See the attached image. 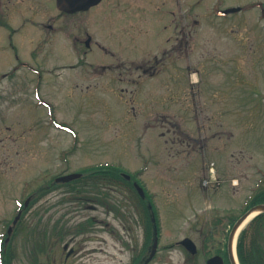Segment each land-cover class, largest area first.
I'll return each mask as SVG.
<instances>
[{
  "label": "rangeland",
  "instance_id": "374dc122",
  "mask_svg": "<svg viewBox=\"0 0 264 264\" xmlns=\"http://www.w3.org/2000/svg\"><path fill=\"white\" fill-rule=\"evenodd\" d=\"M145 1L143 9L100 5L62 16L30 5V83L19 85L24 101L0 125V145H13L0 168V234L28 201L4 243L9 264H129L144 249L138 220L147 214L140 204L138 215L131 188L54 185L60 175L114 165L137 178L160 227L148 264H184L185 237L203 264L202 215L215 206L211 219H236L264 191V0ZM230 7L242 11L216 14ZM171 13L195 22L188 56ZM85 32L100 47L86 50ZM155 58L166 65L148 77ZM34 90L48 107L36 105ZM199 106L207 119L190 113ZM54 117L69 131H58ZM208 166L217 178L210 191L201 184Z\"/></svg>",
  "mask_w": 264,
  "mask_h": 264
},
{
  "label": "flooded vegetation",
  "instance_id": "af4514ba",
  "mask_svg": "<svg viewBox=\"0 0 264 264\" xmlns=\"http://www.w3.org/2000/svg\"><path fill=\"white\" fill-rule=\"evenodd\" d=\"M145 2V0H101L96 6L102 5V7L108 8L128 9L132 5L143 6ZM158 2L178 3L179 0H159ZM182 2L186 3L188 1L182 0ZM30 5L44 8L54 6L56 8L57 4L56 0H0V125L3 124V119H7L10 114L16 113V105H18L21 100V98L19 99L17 90L19 85H28L30 83V22H33L30 20ZM66 5L77 6L85 5V3L70 2ZM58 13V15L61 16L66 15L65 13ZM173 15L174 14L171 13L172 19L174 20L175 17ZM53 17L54 16H50L49 19H53ZM49 19L45 21L48 22ZM179 19L180 32L185 36H188L183 40L184 44L182 48H186L190 33L186 31L184 32V22L187 24L188 18L179 17ZM36 23L45 25V22L43 21ZM47 24L46 27L51 29L52 26L49 23ZM85 35L86 39L82 41V44L89 50L92 44V39L88 33L85 32ZM169 40L170 39L168 38L167 42H169ZM176 42H178V39H176ZM173 46H171V48ZM164 54H166V51ZM158 60L159 59H157L155 66H159ZM133 68H140L144 71L147 70V66L145 65H134ZM4 114H6L7 117L4 116ZM4 127L6 131L10 130L7 125ZM3 141L6 140L0 139V143H3ZM12 146V144L0 145L1 170L3 167H7V163L10 160V156H8L7 153H9ZM108 185H111V183L109 182ZM138 223L139 227L142 228V219H139ZM199 231L198 233L201 234ZM217 234H219V232ZM201 241L200 246L204 249L200 254L204 257L203 264H207L208 259L212 257H220V259H216L213 264H232L230 261L229 246L226 241L219 240L218 236L208 239V241L203 238ZM72 253L73 252H70L67 255V258ZM147 258V251L144 247L138 255L132 258L129 264H147ZM196 259L197 254L187 258L184 261V264H195Z\"/></svg>",
  "mask_w": 264,
  "mask_h": 264
},
{
  "label": "trees",
  "instance_id": "16d2710c",
  "mask_svg": "<svg viewBox=\"0 0 264 264\" xmlns=\"http://www.w3.org/2000/svg\"><path fill=\"white\" fill-rule=\"evenodd\" d=\"M85 176L109 177L113 180H122L121 170L113 166L93 168L83 172ZM264 203V191H259L250 201V206ZM148 213V211H147ZM149 222V221H148ZM146 228V243H149L151 226ZM248 236V237H247ZM248 238V241H247ZM264 238V213L253 219L248 229L241 232L237 243V255L240 264H264V247L261 240Z\"/></svg>",
  "mask_w": 264,
  "mask_h": 264
},
{
  "label": "water",
  "instance_id": "95a60500",
  "mask_svg": "<svg viewBox=\"0 0 264 264\" xmlns=\"http://www.w3.org/2000/svg\"><path fill=\"white\" fill-rule=\"evenodd\" d=\"M94 1H98V0H94ZM70 2H76L75 0H57V8L59 10H62L64 12H68V13H72V12H76V11H84V10H87L88 7L90 6L89 4L91 2H93V0H89L87 1L88 5L87 6H68L66 4L70 3ZM77 2L81 3L83 2L82 0H77ZM93 4V3H91ZM79 175H68V176H65V177H62V178H59L57 181L58 182H69L73 179H76L78 178ZM138 191L140 193V195L143 197V192L140 188H138ZM258 210H260V212H264V206H259L257 207ZM254 209H252L251 211H249L248 213H246L243 217H241L237 223L235 224V226L233 227V230L231 232V235H230V239L232 238V235L234 234V231L237 229V227L240 225V223H242L244 221V219H246V217L253 211ZM181 244L183 246L186 247V249H188L191 253H195V247L194 245L192 244V242L189 240V239H185L181 242ZM156 245H157V237H156V231H155V239H154V242H153V246H152V252L150 254V258L154 255L155 253V249H156ZM211 261L210 260L208 262V264H211Z\"/></svg>",
  "mask_w": 264,
  "mask_h": 264
},
{
  "label": "bare ground",
  "instance_id": "6f19581e",
  "mask_svg": "<svg viewBox=\"0 0 264 264\" xmlns=\"http://www.w3.org/2000/svg\"><path fill=\"white\" fill-rule=\"evenodd\" d=\"M255 213H252L248 218L247 220H249Z\"/></svg>",
  "mask_w": 264,
  "mask_h": 264
}]
</instances>
